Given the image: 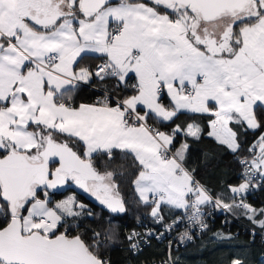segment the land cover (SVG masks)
Returning a JSON list of instances; mask_svg holds the SVG:
<instances>
[{
    "label": "snow or ice",
    "instance_id": "snow-or-ice-1",
    "mask_svg": "<svg viewBox=\"0 0 264 264\" xmlns=\"http://www.w3.org/2000/svg\"><path fill=\"white\" fill-rule=\"evenodd\" d=\"M94 84L102 97L77 104ZM183 113L206 125L161 130ZM239 130L255 137L244 156ZM204 136L243 169L229 202L187 167V138ZM257 176L264 180V0H0V264H111V224L86 235L82 218L93 213L74 195L55 199L73 186L122 214L128 182L166 231L185 219L207 228L204 206L213 205L264 236V207L246 202ZM165 209L182 214L165 224ZM153 235L163 233L124 239L138 253ZM163 264H174L170 250Z\"/></svg>",
    "mask_w": 264,
    "mask_h": 264
},
{
    "label": "trees",
    "instance_id": "trees-1",
    "mask_svg": "<svg viewBox=\"0 0 264 264\" xmlns=\"http://www.w3.org/2000/svg\"><path fill=\"white\" fill-rule=\"evenodd\" d=\"M98 62L85 60L82 66L94 67ZM103 91L104 87L100 84H94L92 87L82 86L75 96V102L93 103L97 98L102 97ZM163 102L167 104L168 98L165 97ZM194 120L202 126L206 125L205 118L183 113L167 127H161V130L170 131L176 124L183 127ZM239 131L241 156H244L248 154L247 149L255 137L250 131L247 133L243 130ZM183 139V134L178 135L176 146H179ZM187 141L189 144L187 167L190 170L194 169L195 179L205 185L214 197L220 196L225 202H229L231 194L227 193V187L229 184L236 185L241 182V165L230 151L218 146L211 138L204 136L197 141L188 137ZM254 180L256 186L247 193L246 202L261 208L264 207V180L259 176ZM121 192L127 207V211L122 214L110 213L88 193H77V201H81L87 210L93 213L91 217L82 218L80 231L91 235L93 230L103 232L111 224L116 238L105 253L111 264H150L168 258V246L164 241L151 239L138 253L128 250L124 238L138 220L137 217L141 219L142 216H147L148 210L136 204L130 183H122ZM58 197L59 195H55V198ZM211 208L212 205L204 206L207 228L201 229L199 234L185 245L171 248L174 264H232L234 259L241 260L242 264H264V236L260 234L259 229L244 216L216 212ZM179 213L165 209L164 216L167 219ZM254 230L255 235H253Z\"/></svg>",
    "mask_w": 264,
    "mask_h": 264
},
{
    "label": "built area",
    "instance_id": "built-area-1",
    "mask_svg": "<svg viewBox=\"0 0 264 264\" xmlns=\"http://www.w3.org/2000/svg\"><path fill=\"white\" fill-rule=\"evenodd\" d=\"M242 171H243V169L241 170V173H242ZM253 184L256 185L255 180H253ZM211 209L216 211V212H226L222 209H216L213 205H212ZM181 214L182 213H179L177 215H174L170 218L165 219L164 223L165 224L171 223L173 219H175L177 216H179ZM204 220H205V216H204ZM148 229H153L156 234L163 233V236L160 239H157L155 235H153L152 237H149L148 242L151 239L158 240V241H164L165 243H167V246H168V248H167L168 254H169V250L171 251V248L172 249L176 248V246H178V245L179 246L185 245L189 241L193 240L199 234V231L201 230V228L198 225L190 226L187 219H185L177 227H173L171 231H166L162 225L153 223L150 217L142 216V218L137 220L135 222L134 226L129 229V233L132 230H136L137 232L144 233ZM183 232H188L189 235L192 236V239L191 240H185L184 242H181L180 241V234ZM147 243H144V244H147ZM144 244H142V246ZM168 259H169V256H168V258H165L164 260L159 259V260L151 262L150 264H162L163 261H166Z\"/></svg>",
    "mask_w": 264,
    "mask_h": 264
},
{
    "label": "rangeland",
    "instance_id": "rangeland-1",
    "mask_svg": "<svg viewBox=\"0 0 264 264\" xmlns=\"http://www.w3.org/2000/svg\"><path fill=\"white\" fill-rule=\"evenodd\" d=\"M69 195H74L76 197L77 195V190L72 189L71 191H67L65 194L59 196L58 198H55L56 200L63 199ZM79 203H82L81 201H78ZM83 204V203H82Z\"/></svg>",
    "mask_w": 264,
    "mask_h": 264
},
{
    "label": "water",
    "instance_id": "water-1",
    "mask_svg": "<svg viewBox=\"0 0 264 264\" xmlns=\"http://www.w3.org/2000/svg\"><path fill=\"white\" fill-rule=\"evenodd\" d=\"M72 189L77 190V193H85L83 190H81V189H79V188H76L75 186H73ZM66 192H67V191H62V192H60V193H57L56 195L61 196V195L65 194Z\"/></svg>",
    "mask_w": 264,
    "mask_h": 264
},
{
    "label": "crops",
    "instance_id": "crops-1",
    "mask_svg": "<svg viewBox=\"0 0 264 264\" xmlns=\"http://www.w3.org/2000/svg\"><path fill=\"white\" fill-rule=\"evenodd\" d=\"M163 131V130H162ZM177 147H179V146H177ZM172 211H175V210H172Z\"/></svg>",
    "mask_w": 264,
    "mask_h": 264
}]
</instances>
